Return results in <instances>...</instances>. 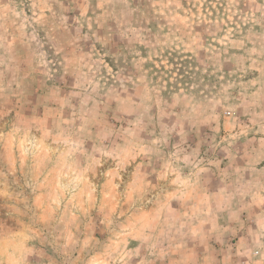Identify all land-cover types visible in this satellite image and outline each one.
<instances>
[{
  "label": "rangeland",
  "instance_id": "rangeland-1",
  "mask_svg": "<svg viewBox=\"0 0 264 264\" xmlns=\"http://www.w3.org/2000/svg\"><path fill=\"white\" fill-rule=\"evenodd\" d=\"M0 264H264V0H0Z\"/></svg>",
  "mask_w": 264,
  "mask_h": 264
}]
</instances>
